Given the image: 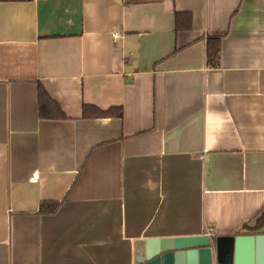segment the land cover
<instances>
[{"label": "crops", "instance_id": "0c3cea01", "mask_svg": "<svg viewBox=\"0 0 264 264\" xmlns=\"http://www.w3.org/2000/svg\"><path fill=\"white\" fill-rule=\"evenodd\" d=\"M263 215L264 0H0V264H136Z\"/></svg>", "mask_w": 264, "mask_h": 264}, {"label": "water", "instance_id": "95a60500", "mask_svg": "<svg viewBox=\"0 0 264 264\" xmlns=\"http://www.w3.org/2000/svg\"><path fill=\"white\" fill-rule=\"evenodd\" d=\"M136 264H264V234L148 238Z\"/></svg>", "mask_w": 264, "mask_h": 264}, {"label": "trees", "instance_id": "16d2710c", "mask_svg": "<svg viewBox=\"0 0 264 264\" xmlns=\"http://www.w3.org/2000/svg\"><path fill=\"white\" fill-rule=\"evenodd\" d=\"M182 17H186L187 22L191 19L190 13H188V14L187 13H184L183 14L182 12H177L176 13V26L178 28H182L181 27V20H182L181 18ZM211 39L212 38H209V40H211ZM218 41H219V39L216 38L215 39V42H216V48L215 49H212L211 44H209V50H210L209 56L212 59H214V58H216L218 56V53H219V42ZM100 114L103 115V116H108V115H111L112 114V111H102V112H100ZM118 115H122V111L119 112ZM50 204L42 203L40 205L41 206L40 211H42V212L43 211L44 212H50V211L54 212L59 207L58 206L59 205L58 203H50ZM263 224H264V215H263V217L261 219H259V221L257 223V226H256V230H258Z\"/></svg>", "mask_w": 264, "mask_h": 264}, {"label": "built area", "instance_id": "2783aa9c", "mask_svg": "<svg viewBox=\"0 0 264 264\" xmlns=\"http://www.w3.org/2000/svg\"><path fill=\"white\" fill-rule=\"evenodd\" d=\"M113 37H114L115 39L118 38V34H117V32H114V33H113ZM212 232H213V228H210L209 231H208L209 235H210V234H213Z\"/></svg>", "mask_w": 264, "mask_h": 264}]
</instances>
